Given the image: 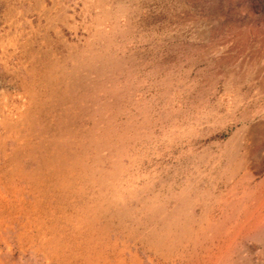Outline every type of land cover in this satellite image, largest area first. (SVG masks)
Instances as JSON below:
<instances>
[{"label": "rangeland", "instance_id": "rangeland-1", "mask_svg": "<svg viewBox=\"0 0 264 264\" xmlns=\"http://www.w3.org/2000/svg\"><path fill=\"white\" fill-rule=\"evenodd\" d=\"M0 202V264H264V0H0Z\"/></svg>", "mask_w": 264, "mask_h": 264}, {"label": "bare ground", "instance_id": "bare-ground-1", "mask_svg": "<svg viewBox=\"0 0 264 264\" xmlns=\"http://www.w3.org/2000/svg\"><path fill=\"white\" fill-rule=\"evenodd\" d=\"M93 1H94V0H93ZM104 1H106V0H104ZM113 2H114V1H113ZM103 6H104V5H103ZM97 7H98V6H97ZM104 9H105V8H104ZM111 9H112V8H111ZM105 10H107V9H105ZM113 10H114V9H113ZM104 12H106V11H104ZM120 12H121V11H120ZM93 13H94V12H93ZM98 13H99V12H98ZM119 15H120V14H119ZM119 15H117V16H119ZM90 19H91V18H90ZM95 19H96V18H95ZM95 19H94V20H95ZM108 19H109V18H108ZM91 20H92V19H91ZM94 20H93V21H94ZM111 20H112V19H111ZM89 21H90V20H89ZM95 21H96V20H95ZM95 21H94V22H95ZM103 21H104V20H103ZM91 23H93V22H91ZM93 24H94V23H93ZM96 24H97V23H96ZM113 27H115V26H113ZM97 29H98V28H97ZM100 29H101V28H100ZM106 29H107V28H106ZM115 29H116V28H115ZM98 30H99V29H98ZM112 32H113V31H112ZM32 34H33V33H32ZM88 35H89V34H88ZM35 36H36V35H35ZM35 36H34V37H35ZM91 36H92V35H91ZM36 38H37V37H36ZM30 42H31V41H30ZM15 44H16V43H15ZM98 44H99V43H98ZM35 49H36V48H35ZM65 50H66V49H65ZM111 52H112V51H111ZM64 58H65V57H64ZM65 59H66V58H65ZM40 65H41V64H40ZM98 65H99V64H98ZM68 67H69V66H68ZM70 67H71V66H70ZM97 67H98V66H97ZM21 69H22V68H21ZM66 70H68V69H66ZM106 71H107V69H106ZM24 72H25V71H24ZM24 72H23V73H24ZM68 74H69V73H68ZM100 74H101V73H100ZM79 75H80V74H79ZM82 76H84V75H82ZM70 77H71V76H70ZM95 77H96V76H95ZM58 78H59V77H58ZM28 79H29V78H28ZM52 79H53V78H52ZM54 79H55V78H54ZM98 81H99V80H98ZM56 83H57V82H56ZM59 85H60V84H59ZM75 85H76V84H75ZM50 86H52V85L50 84ZM74 88H75V87H74ZM53 90H54V89H53ZM53 90H52V91H53ZM47 91H48V90H47ZM53 92H54V91H53ZM57 93H58V92H57ZM55 98H56V97H55ZM58 98H59V97H58ZM57 100H58V99H57ZM110 107H111V106H110ZM95 108H96V107H95ZM113 108H114V107H113ZM51 109H52V108H51ZM99 109H100V108H99ZM99 109H98V110H99ZM108 109H109V108H108ZM96 110H97V109H96ZM102 110H103V109H102ZM113 110H114V109H113ZM51 111H52V110H51ZM95 116H96V115H95ZM101 116H102V115H101ZM111 116H112V114H111ZM104 118H105V117H104ZM97 120H98V119H97ZM97 120H96V121H97ZM4 121H5V120H4ZM90 121H91V120H90ZM93 121H94V120H93ZM93 121H92V122H93ZM94 122H95V121H94ZM96 123H97V122H96ZM100 123H101V121H100ZM91 125H93V124H91ZM94 125H96V124H94ZM97 125H98V124H97ZM107 125H108V124H107ZM110 125H111V124H110ZM107 127H108V126H107ZM127 127H128V126H127ZM93 128H94V127H93ZM95 128H97V127H95ZM85 130H87V129H85ZM103 130H104V129H103ZM105 130H106V129H105ZM135 130H136V129H135ZM118 131H120V130H118ZM99 132H100V130H99ZM102 132H103V131H102ZM102 132H101V133H102ZM120 132H121V131H120ZM110 133H111V132H110ZM122 133H123V132H122ZM134 133H135V131H134ZM93 134H94V133H93ZM102 134H103V133H102ZM108 134H109V133H108ZM117 134H118V133H117ZM124 134H125V133H124ZM90 135H91V134H90ZM90 135H89V136H90ZM99 135H100V134H99ZM137 135H138V134H137ZM85 136H86V135H85ZM85 136H84V137H85ZM115 136H116V135H115ZM135 136H136V135H135ZM90 137H91V136H90ZM112 137H113V136H112ZM133 137H134V136H133ZM96 138H97V137H96ZM92 139H93V138H91V140H92ZM103 139H104V138H103ZM108 140H109V139H108ZM116 140H117V139H116ZM132 141H133V140H132ZM68 142H69V141H68ZM89 142H90V141H89ZM100 142H101V140H100ZM102 142H103V140H102ZM112 142H113V141H112ZM118 142H119V141H118ZM86 143H87V142H86ZM94 143H95V145L97 144V143L95 142V140H94ZM105 143H106V142H104L103 144L105 145ZM109 143H111V141H110ZM115 143H116V142H115ZM115 143H114V144H115ZM74 144H75V143H74ZM103 144H101V145H103ZM120 144H121V142H120ZM120 144H119V145H120ZM89 145H91V144H89ZM89 145H87V146H89ZM108 145H109V144H108ZM87 146H86V147H87ZM92 146H93V145H92ZM92 146H91V147H92ZM111 146H112V145H111ZM114 147H115V146H114ZM81 148H82V147H81ZM92 148H95V147H92ZM96 148H97V147H96ZM101 149H102V148H101ZM106 149H107V148H106ZM122 149H123V147H122ZM82 150H83V149H82ZM84 150H86V148H85ZM87 150H88V149H87ZM89 150H90V149H89ZM104 150H105V149H104ZM110 150H111V149H110ZM113 150H114V148H113ZM124 150H125V149H124ZM106 151H107V150H106ZM106 151H105V152H106ZM84 152H85V151H84ZM89 152H90V151H89ZM92 152H93V151H92ZM94 152H95V151H94ZM100 152H101V151H100ZM117 152H118V151H117ZM107 153H109V152H107ZM111 153H113V152H111ZM119 153H120V151H119ZM101 154H102V153H101ZM117 154H118V153H117ZM84 155L86 156V154H84ZM94 155H96V154H94ZM94 155H93V156H94ZM98 155H99V153H98ZM115 155H116V154H115ZM68 156H70V155H68ZM96 156H97V155H96ZM110 156H111V155H110ZM112 157H113V156H112ZM69 158H70V157H69ZM71 158H72V157H71ZM73 158H74V157H73ZM82 158H83V157H82ZM99 158H100V157H99ZM107 158H108V157H107ZM22 160H23V159H22ZM67 161H68V160H67ZM78 161H79V160H78ZM78 161H77V162H78ZM94 161H95V160H94ZM94 161H93V162H94ZM3 162H4V161H3ZM96 162H97V161H96ZM85 163H86V162H85ZM97 163H98V162H97ZM67 164H68V163H67ZM80 164H82V163H80ZM95 164H96V163H95ZM101 164H102V163H101ZM92 165H94V164L92 163ZM121 165H122V164H121ZM77 166H78V164H77ZM84 166H88V165H84ZM71 167L74 168L75 166H72V165H71ZM88 167H89V166H88ZM119 167H121V166H119ZM75 168H76V167H75ZM91 168H92V166H91ZM93 168H94V167H93ZM116 168H117V167H116ZM82 169H83V168H82ZM117 169H118V168H117ZM121 169H122V168H121ZM70 170H72V169L70 168ZM87 170H88V169H87ZM72 171H73V170H72ZM74 171H75V169H74ZM93 171H95V170H93ZM67 172H69L68 169H67ZM70 173H71V172H70ZM98 173H99V172H98ZM113 173H114V172H113ZM118 173H119V172H118ZM54 174H55V173H54ZM76 174H77V173H76ZM82 174H83V173H82ZM92 175H93V174H92ZM42 176H44V175H42ZM59 176H60V175H59ZM106 176H108V175H106ZM111 176H112V175H111ZM113 176H114V175H113ZM122 176H123V175H122ZM71 177H72V175H71ZM76 177L78 178V176H76ZM76 177H74V178H76ZM81 177H82V176H81ZM93 177H94V176H93ZM101 177H102V176H101ZM114 177H115V176H114ZM118 177H119V176H118ZM65 178H66V177H65ZM68 178H69V177H68ZM97 178H98V177H97ZM116 178H117V177H116ZM92 179H93V178H92ZM57 180H59V179H57ZM76 180H77V179H76ZM94 180H95V179H94ZM37 181H38V180H37ZM65 181H67V180H65ZM72 181H73V180H72ZM74 181H75V180H74ZM46 182H47V181H46ZM101 182H102V181H101ZM104 182H106V181H104ZM26 183H27V182H26ZM53 183H55V182H53ZM78 183H79V182H78ZM87 183H88V182H87ZM102 183H103V182H102ZM57 184H58V182H57ZM57 184H56V185H57ZM63 184H64V183H63ZM66 184H68V183H66ZM82 184H83V182H82ZM109 184H110V183H109ZM64 185H65V184H64ZM89 185H91V184H89ZM96 185H97V184H96ZM98 186H100V185H98ZM98 186H96V187H98ZM101 187H102V186H101ZM104 187H106V186H104ZM125 187H126V186H125ZM50 188H51V187H50ZM61 188H62V187H61ZM99 188H100V187H99ZM109 188H110V186H109ZM111 188H112V187H111ZM86 189H87V188H86ZM100 189H101V188H100ZM43 190H44V189H43ZM70 190H71V189H70ZM70 190H69V191H70ZM73 190H74V189H73ZM91 190H92V189H91ZM97 190H98V189H97ZM53 191H54V190H53ZM82 191H83V189H82ZM99 191H100V190H99ZM128 191H129V190H128ZM139 191H140V189H139ZM51 192H52V191H51ZM84 192H85V191H84ZM46 193H47V192H46ZM79 193H81V192H79ZM79 193H78V194H79ZM23 194H24V193H23ZM55 194H56V193H55ZM78 194H77V195H78ZM81 194H82V193H81ZM83 194H84V193H83ZM104 194H105V193H104ZM112 194H113V193H112ZM112 194H111V196H113ZM127 194H128V193H127ZM159 194H160V193H159ZM56 195H57V194H56ZM60 195H61V193H60ZM144 195H145V194H144ZM144 195H143V196H144ZM46 196H48V195H46ZM83 196H84V195H83ZM126 196H127V195H126ZM143 196H142V197H143ZM145 196H146V195H145ZM159 196H160V195H159ZM50 197H51V196H50ZM66 198H67V196H66ZM86 198H87V197H86ZM91 198H92V197H91ZM91 198H90V199H91ZM125 198H126V197H125ZM1 199H2V198H1ZM74 199H76V198H74ZM87 199H88V198H87ZM94 199H95V198H94ZM98 199H99V198H98ZM127 199H128V198H127ZM140 199H141V197H140ZM158 199H159V197H158ZM72 200H73V199H72ZM82 200H83V199H82ZM82 200H81V201H82ZM135 200H136V198H135ZM142 200H143V199H142ZM145 200H146V199H145ZM20 201H22V200H20ZM56 201H57V200H56ZM65 201H66V199H65ZM106 201H109V199L106 200ZM115 201H117V200H115ZM129 201H130V200H129ZM129 201H128V202H129ZM3 202H4V201H3ZM112 202H113V200H112ZM118 202H119V201H118ZM118 202H117V203H118ZM145 202H146V201H145ZM148 202H149V201H148ZM0 203H1V202H0ZM12 203H14V202H12ZM35 203H36V202H35ZM42 203H43V202H42ZM57 203H58V202H57ZM62 203H63V202H62ZM65 203H66V202H65ZM67 203H68V202H67ZM79 203H80V202H79ZM108 203H110V202H108ZM139 203H140V202H139ZM141 203H142V202H141ZM149 203H150V202H149ZM63 204H64V203H63ZM84 204H85V203H82V205H84ZM115 204H116V203H114V205H115ZM13 205H14V204H13ZM48 205H49V204H48ZM48 205H47V206H48ZM58 205H60V204H58ZM80 205H81V204H80ZM147 205H149V204H147ZM15 206H16V205H15ZM41 206H42V205H41ZM43 206H44V205H43ZM96 206H97V205H96ZM120 206H121V205H120ZM142 206H143V205H142ZM5 207H6V206H5ZM10 207H12V206H10ZM54 207H57V206H54ZM61 207H62V206H61ZM63 207H64V206H63ZM74 207H75V206H74ZM84 207H85L84 209H86V205H85ZM92 207H93V206H92ZM140 207H141V206H140ZM160 207H161V206H160ZM43 208H44V207H43ZM97 208H98V207H97ZM4 209H5V208H4ZM8 209H9V206H8ZM84 209H83V210H84ZM104 209H105V208H104ZM129 209H130V208H129ZM13 210H14V209H13ZM13 210H12V211H13ZM42 210H43V209H42ZM44 210H45V209H44ZM54 210H55V209H54ZM56 210H59V209H56ZM63 210H65V209H63ZM72 210H73V209H72ZM78 210H79V209H78ZM80 210H81V209H80ZM99 210H100V208H99ZM130 210H131V209H130ZM158 210H159V209H158ZM47 211H48V210H47ZM88 211H90V210H88ZM88 211H87V212H88ZM97 211H98V210H97ZM124 211H126V210H124ZM2 212H3V211H2ZM54 212H55V211H54ZM59 212H60V210H59ZM100 212H101V211H100ZM115 212H117V211H115ZM12 213H13V212H12ZM31 213H32V212H31ZM56 213H57V212H56ZM76 213H78V212H76ZM101 213H102V212H101ZM121 213H122V212H121ZM127 213H128V212H127ZM8 214H9V213H8ZM20 214H21V213H20ZM20 214H19V215H20ZM59 214H60V213H59ZM78 214H79V213H78ZM80 214H81V213H80ZM132 214H133V213H132ZM141 214H142V213H141ZM68 215H69V214H68ZM75 215L78 216L77 214H75ZM96 215H97V214H96ZM110 215H111V214H110ZM119 215H120V214H119ZM148 215H149V214H148ZM16 216H17V215H16ZM63 216H64V213H63ZM85 216H86V215H85ZM113 216H114V215H113ZM116 216H117V215H116ZM125 216H126V214H125ZM129 216H131V215H129ZM134 216H135V215H134ZM151 216H152V215H151ZM34 217H35V216H34ZM38 217H39V216H38ZM43 217H44V216H43ZM46 217H47V216H46ZM48 217H49V215H48ZM60 217H61V216H60ZM121 217H122V216H121ZM146 217H147V216H146ZM156 217H157V215H156ZM182 217H183V216H182ZM185 217H186V216H185ZM52 218H53V215H52ZM102 218H103V217H102ZM139 218H140V217H139ZM12 219H13V218H12ZM42 219H43V218H42ZM53 219H54V218H53ZM61 219H63V218H61ZM67 219H68V218H67ZM67 219H66V220H67ZM115 219H117V218H115ZM158 219H159V218H158ZM30 220H31V219H30ZM47 220H48V219H46V221H47ZM68 220H69V219H68ZM105 220H106V219H105ZM120 220H122V219L120 218ZM137 220H138V219H137ZM144 220H145V219H143V221H144ZM181 220H182V218H181L179 221H181ZM187 220H188V219H187ZM39 221H40V219H39ZM46 221H45V222H46ZM72 221H73V220H72ZM114 221H115V220H114ZM177 221H178V220H177ZM52 222H53V221H52ZM57 222H58V221H57ZM59 222H60V219H59ZM61 222H62V221H61ZM65 222H67V221H65ZM68 222H69V221H68ZM99 222H100V221H99ZM151 222H152V220H151ZM154 222H155V221H154ZM174 222H175V221H174ZM31 223H32V222H31ZM48 223H49V222H48ZM69 223H70V222H69ZM90 223H92V222H90ZM118 223H119V222H118ZM170 223H171V222H170ZM176 223H177V222H176ZM182 223H183V222H182ZM50 224H51V223H50ZM59 224H60V223H59ZM64 224H65V223H64ZM76 224H77V223H76ZM76 224H75V225H76ZM96 224H97V223H96ZM120 224H121V223H120ZM126 224H127V223H126ZM133 224H134V223H133ZM139 224L141 225V223H139ZM145 224H146V223H145ZM157 224H158V223H157ZM157 224H156V225H157ZM172 224H173V223H172ZM183 224H184V223H183ZM39 225H40V224H39ZM71 225H72V224H71ZM84 225H85V224H84ZM137 225H138V224H137ZM146 225H148V224H146ZM146 225H145V226H146ZM161 225H162V224H161ZM170 225H171V224H170ZM170 225H169V226H170ZM177 225H178V224H177ZM179 225H180V224H179ZM185 225H186V224H185ZM31 226H32V225H31ZM49 226H50V225H49ZM119 226H120V225H119ZM125 226H126V225H125ZM130 226H132V225H130ZM145 226H144V227H145ZM173 226H174V225H173ZM173 226H172V227H173ZM56 227H57V226H56ZM59 227H61V226H59ZM59 227H57V228H59ZM82 227H83V226H82ZM82 227H81V228H82ZM123 227H124V226H123ZM154 227H155V226H154ZM159 227H160V226H159ZM165 227H166V226H165ZM182 227H183V226H182ZM32 228H33V227H32ZM76 228H77V227H76ZM79 228H80V227H79ZM86 228H87V227H86ZM95 228H96V227H95ZM124 228H125V227H124ZM151 228H152V227H151ZM161 228H162V227H161ZM175 228H176V227H175ZM178 228H179V227H178ZM180 228H181V227H180ZM55 229H56V228H55ZM63 229H64V228H63ZM63 229H62V230H63ZM73 229H75V227H74ZM111 229H112V228H111ZM126 229H127V228H126ZM146 229H147V228H146ZM153 229H154V228H153ZM157 229H158V228H157ZM50 230H51V229H50ZM57 230H58V229H57ZM77 230H78V229H77ZM83 230H84V227H83ZM173 230H174V229H173ZM173 230H172V231H173ZM40 231H41V230H40ZM55 231H56V230H55ZM73 231H74V230H73ZM136 231H137V230H136ZM136 231H135V232H136ZM143 231H144V229H143ZM146 231H147V230H146ZM151 231H152V230H151ZM169 231H170V230H169ZM175 231H176V230H175ZM35 232H36V230H35ZM52 232H53V231H52ZM59 232H61V231H59ZM63 232H64V231H63ZM78 232H79V231H78ZM78 232H77V233H78ZM108 232H109V231H108ZM135 232H134V234H135ZM152 232H153V231H152ZM152 232H151V233H152ZM173 232H174V231H173ZM186 232H187V231H186ZM26 233H27V231H26ZM46 233H47V232H46ZM49 233H50V232H49ZM61 233H62V232H61ZM66 233H67V232H66ZM83 233H84V232H83ZM98 233H99V232H98ZM139 233H140V232H139ZM166 233H167V232H166ZM166 233H165V234H166ZM168 233H169V232H168ZM57 234H58V233H57ZM63 234H64V233H63ZM71 234H72V233H71ZM75 234H76V232H75ZM107 234H108V233H107ZM149 234H150V233H149ZM154 234H155V233H154ZM45 235H46V234H45ZM49 235H50V234H49ZM59 235H60V234H59ZM68 235H69V234H68ZM72 235H74V234H72ZM72 235H71V236H72ZM88 235H89V234H88ZM90 235H91V234H90ZM95 235H96V234H95ZM99 235H100V234H99ZM99 235H98V236H99ZM101 235H102V234H101ZM145 235H146V234H145ZM155 235H156V234H155ZM163 235H164V233H163ZM53 236H54V235H53ZM74 236H75V235H74ZM146 236H147V235H146ZM146 236H145V237H146ZM149 236H150V235H149ZM160 236H161V235H160ZM189 236H190V235H189ZM64 237H66V236H64ZM86 237H87V236H86ZM174 237H175V236H174ZM33 238H34V236H33ZM55 238H56V236H55ZM68 238H69V237H68ZM96 238H97V237H96ZM152 238H153V235H152ZM152 238H151V239H152ZM184 238H185V237H184ZM79 239H80V238H79ZM31 240H32V238H31ZM34 240H35V239H34ZM61 240H62V239H61ZM88 240H89V238H88ZM102 240H103V239H102ZM165 240H166V239H165ZM57 241H58V240H57ZM92 241H93V240H92ZM142 241H143V240H142ZM148 241H149V240H148ZM59 242H60V241H59ZM67 242H68V241H67ZM71 242H72V241H71ZM75 242H76V241H75ZM78 242H79V240H78ZM88 242H90V241H88ZM103 242H104V241H103ZM152 242H153V241H152ZM60 243H61V242H60ZM81 243H82V242H81ZM85 243H86V242H85ZM95 243H96V242H95ZM100 243H101V242H100ZM161 243H162V242H161ZM38 244H39V243H38ZM49 244H50V243H49ZM67 244H68V243H67ZM71 244H72V243H71ZM71 244H70V245H71ZM76 244H77V243H76ZM78 244H79V243H78ZM78 244H77V245H78ZM93 244H94V243H93ZM109 244H110V243H109ZM145 244H146V243H145ZM164 244H165V242H164ZM62 245H63V244H62ZM70 245H68V246H70ZM73 245H74V244H73ZM81 245H82V244H81ZM94 245H96V244H94ZM143 245H144V244H143ZM147 245H148V244H147ZM28 246H29V245H28ZM79 246H80V245H79ZM149 246H151V245H149ZM165 246H166V245H165ZM165 246H164V247H165ZM176 246H177V245H176ZM55 247H56V246H55ZM58 247H59V246H58ZM62 247H63V246H62ZM95 247H96V246H95ZM119 247H120V246H119ZM90 248H91V247H90ZM144 248H145V247H144ZM57 249H58V248H57ZM62 249H63V248H62ZM68 249H69V248H68ZM93 249H94V248H93ZM101 249H102V248H101ZM145 249H146V248H145ZM167 249H168V247H167ZM49 250H50V249H49ZM66 250H67V249H66ZM72 250H73V247H72ZM86 250H87V249H86ZM98 250H99V248H98ZM111 250H112V249H111ZM56 251H57V250H56ZM61 251H62V250H61ZM61 251H60V252H61ZM63 251H64V250H63ZM95 251H97V250H95ZM105 251H106V250H105ZM161 251H162V250H161ZM169 251H170V250H169ZM34 252H35V251H34ZM38 252H39V251H38ZM57 252H58V251H57ZM60 252H59V253H60ZM86 252H87V251H86ZM106 252H107V251H106ZM151 252H152V251H151ZM163 252H164V251H163ZM45 253H46V252H45ZM79 253H80V252H79ZM121 253H122V252H121ZM61 254H62V253H61ZM63 254H65V253L63 252ZM63 254H62V255H63ZM66 254H67V252H66ZM66 254H65V255H66ZM68 254H69V253H68ZM72 254H73V252H72ZM86 254H87V253H86ZM62 255H61V256H62ZM84 255H85V254H84ZM48 256H49V255H48ZM53 256H55V255H53ZM59 256H60V254H59ZM63 256H64V255H63ZM69 256H70V255H69ZM69 256H68V257H69ZM121 256H122V255H121ZM71 257H72V255H71ZM83 257H84V256H83ZM163 257H164V256H163ZM61 258H62V257H61ZM65 258H66V257H65ZM78 258H79V256H78ZM89 258H92V257L89 256ZM98 258H99V257H98ZM111 258H112V257H111ZM59 259H60V258H59ZM76 259H77V258H76ZM79 259H82V258H79ZM87 259H88V258H87ZM57 260H58V259H57ZM61 260H62V259H61ZM82 260H83V259H82ZM82 260H81V261H82ZM85 260H86V259H85ZM93 260H94V259H93ZM74 261H75V259H74ZM64 262H65V261H64ZM83 262H84V261H83ZM87 262H88V261H87ZM90 262H91V261H90ZM77 263H78V262H77ZM92 263H93V262H92ZM95 263H97V261H95ZM122 263H123V262H122ZM103 264H104V263H103ZM106 264H107V263H106ZM113 264H114V263H113ZM123 264H124V263H123ZM126 264H128V263H126Z\"/></svg>", "mask_w": 264, "mask_h": 264}]
</instances>
